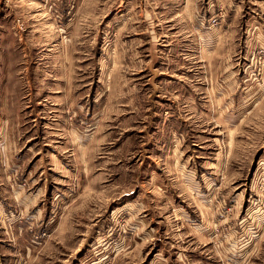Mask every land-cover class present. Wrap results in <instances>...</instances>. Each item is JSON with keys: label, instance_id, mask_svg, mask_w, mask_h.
I'll return each instance as SVG.
<instances>
[{"label": "rangeland", "instance_id": "obj_1", "mask_svg": "<svg viewBox=\"0 0 264 264\" xmlns=\"http://www.w3.org/2000/svg\"><path fill=\"white\" fill-rule=\"evenodd\" d=\"M0 264H264V0H0Z\"/></svg>", "mask_w": 264, "mask_h": 264}]
</instances>
